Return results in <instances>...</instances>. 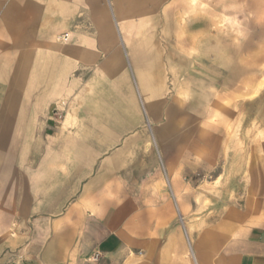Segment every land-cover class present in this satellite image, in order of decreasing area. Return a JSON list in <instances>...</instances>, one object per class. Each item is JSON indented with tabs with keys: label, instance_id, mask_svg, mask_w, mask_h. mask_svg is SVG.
<instances>
[{
	"label": "crops",
	"instance_id": "obj_1",
	"mask_svg": "<svg viewBox=\"0 0 264 264\" xmlns=\"http://www.w3.org/2000/svg\"><path fill=\"white\" fill-rule=\"evenodd\" d=\"M104 5L0 0V264H264V161L206 205L196 176L225 163L161 112L160 52L118 48Z\"/></svg>",
	"mask_w": 264,
	"mask_h": 264
},
{
	"label": "rangeland",
	"instance_id": "obj_2",
	"mask_svg": "<svg viewBox=\"0 0 264 264\" xmlns=\"http://www.w3.org/2000/svg\"><path fill=\"white\" fill-rule=\"evenodd\" d=\"M103 2L118 48L160 52L161 112L177 129L191 127L192 145L225 163L196 176L207 187L206 205L241 196L253 163L264 161V0Z\"/></svg>",
	"mask_w": 264,
	"mask_h": 264
},
{
	"label": "built area",
	"instance_id": "obj_3",
	"mask_svg": "<svg viewBox=\"0 0 264 264\" xmlns=\"http://www.w3.org/2000/svg\"><path fill=\"white\" fill-rule=\"evenodd\" d=\"M57 40L60 43H67L69 41V35L68 34L61 35V36L57 37ZM96 258L97 257L95 256L94 259H96Z\"/></svg>",
	"mask_w": 264,
	"mask_h": 264
}]
</instances>
